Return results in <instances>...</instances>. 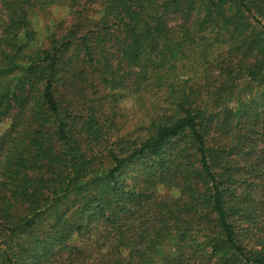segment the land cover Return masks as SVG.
<instances>
[{"label":"trees","instance_id":"obj_1","mask_svg":"<svg viewBox=\"0 0 264 264\" xmlns=\"http://www.w3.org/2000/svg\"><path fill=\"white\" fill-rule=\"evenodd\" d=\"M49 2L0 0V264H264V0H70L44 44Z\"/></svg>","mask_w":264,"mask_h":264},{"label":"rangeland","instance_id":"obj_2","mask_svg":"<svg viewBox=\"0 0 264 264\" xmlns=\"http://www.w3.org/2000/svg\"><path fill=\"white\" fill-rule=\"evenodd\" d=\"M70 0H52L45 4L43 8H36V14L32 18V24L36 30L37 38L44 44L47 42L49 35L55 34L59 36L67 29L71 23L72 14L70 13ZM186 65H191L187 63ZM194 67L184 66L181 63L172 71L174 75L188 77L194 74ZM157 83L148 86L139 93L122 91L121 97L118 99V123L121 128H118L120 134H136V131L143 126H147L151 119L161 109L167 107L165 101L166 92L163 88L160 90L155 86ZM8 121L0 124V131L4 130Z\"/></svg>","mask_w":264,"mask_h":264}]
</instances>
